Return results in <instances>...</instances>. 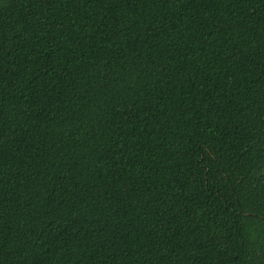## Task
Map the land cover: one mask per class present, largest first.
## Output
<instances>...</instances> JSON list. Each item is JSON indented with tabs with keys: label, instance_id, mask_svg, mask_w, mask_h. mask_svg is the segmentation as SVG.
I'll return each instance as SVG.
<instances>
[{
	"label": "trees",
	"instance_id": "obj_1",
	"mask_svg": "<svg viewBox=\"0 0 264 264\" xmlns=\"http://www.w3.org/2000/svg\"><path fill=\"white\" fill-rule=\"evenodd\" d=\"M0 264H264V0H0Z\"/></svg>",
	"mask_w": 264,
	"mask_h": 264
}]
</instances>
